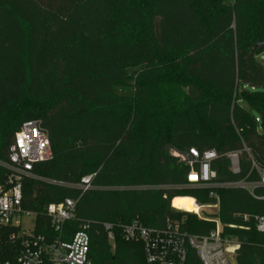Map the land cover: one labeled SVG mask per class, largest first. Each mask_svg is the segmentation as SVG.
Returning <instances> with one entry per match:
<instances>
[{"label":"trees","instance_id":"obj_1","mask_svg":"<svg viewBox=\"0 0 264 264\" xmlns=\"http://www.w3.org/2000/svg\"><path fill=\"white\" fill-rule=\"evenodd\" d=\"M30 120L49 139L51 158L33 166L49 183L26 180L22 208L44 226L46 205L78 199L63 230L89 225L91 264H146L122 236L132 221L161 230L186 216L175 223L188 235L215 230L171 208L177 197L218 198L208 216L234 264H264V188L187 186L173 155L214 151V183L264 180V0H0V160ZM86 176L100 189L54 184ZM184 264H200L193 250Z\"/></svg>","mask_w":264,"mask_h":264},{"label":"built area","instance_id":"obj_2","mask_svg":"<svg viewBox=\"0 0 264 264\" xmlns=\"http://www.w3.org/2000/svg\"><path fill=\"white\" fill-rule=\"evenodd\" d=\"M187 154L191 160L173 153L187 161V186L242 188L250 192L257 186L264 188L263 179L258 184L214 183L211 161L216 157L215 152L209 150L200 154L191 148ZM227 157L231 172L238 173L237 154L231 153ZM50 158L47 133L38 122H24L8 147L6 160H0V169L5 172L0 180V264H91L89 225L81 222L78 230L69 236L63 230L64 224L73 217L78 199L66 198L46 205L44 226L39 224L35 213L22 208L23 183L26 180L47 181L33 173V166ZM92 179L93 176H86L77 184H54L77 190L81 196L89 190L100 189L93 187ZM104 229L112 240L111 226L104 224ZM121 229L124 241L142 245L146 264H184L188 249L195 252L200 264H234L227 246L229 242L221 238L218 225L204 236L188 235L173 221H168L161 230L146 228L137 221ZM256 229L264 232V217L256 218Z\"/></svg>","mask_w":264,"mask_h":264},{"label":"rangeland","instance_id":"obj_3","mask_svg":"<svg viewBox=\"0 0 264 264\" xmlns=\"http://www.w3.org/2000/svg\"><path fill=\"white\" fill-rule=\"evenodd\" d=\"M31 121V120H30ZM32 121H35V122H37V120H32ZM190 198H192V199H194L193 197H190ZM195 200V199H194ZM195 202H196V200H195ZM216 204L215 205H201V204H199V203H197L196 202V206L199 208V210H198V212L197 213H190V212H186V211H181V212H184V213H188V214H192V215H194V216H196L198 219H201V220H208V221H213L214 222V224H215V228H216V226L218 225V228H219V231H220V229H221V226H220V224H219V222H218V219H216V218H210L208 215H211V214H216L217 212H218V198H217V200H216ZM171 206V205H170ZM172 208V207H171ZM180 211V210H179ZM187 219H188V221H189V218H187L186 216H182L181 218H179V219H177V220H174L175 222H177L178 224H180V225H182V224H186V223H188V221H187ZM216 222V223H215ZM31 224H32V221H31ZM181 227V226H180ZM184 228V227H183ZM226 241H228L229 243H232V241L231 240H229L228 238L227 239H225ZM228 243V249L230 250V254H231V256H232V258H233V256H234V252H233V248L235 247L234 245H232V244H229Z\"/></svg>","mask_w":264,"mask_h":264},{"label":"bare ground","instance_id":"obj_4","mask_svg":"<svg viewBox=\"0 0 264 264\" xmlns=\"http://www.w3.org/2000/svg\"><path fill=\"white\" fill-rule=\"evenodd\" d=\"M171 207L176 210L190 213H196L198 211L197 206L193 203V199L188 197L174 198L171 202Z\"/></svg>","mask_w":264,"mask_h":264},{"label":"water","instance_id":"obj_5","mask_svg":"<svg viewBox=\"0 0 264 264\" xmlns=\"http://www.w3.org/2000/svg\"><path fill=\"white\" fill-rule=\"evenodd\" d=\"M262 127V126H261ZM166 150H172V148H171V146H166ZM175 154H179V153H176V152H174ZM180 155H182L185 159H187V160H191V157L187 154V153H182V154H180Z\"/></svg>","mask_w":264,"mask_h":264},{"label":"crops","instance_id":"obj_6","mask_svg":"<svg viewBox=\"0 0 264 264\" xmlns=\"http://www.w3.org/2000/svg\"><path fill=\"white\" fill-rule=\"evenodd\" d=\"M193 201L195 202V200L193 199ZM172 202V201H171ZM171 202H170V205H171ZM195 205H196V202H195ZM174 209V208H173ZM176 210V209H175Z\"/></svg>","mask_w":264,"mask_h":264}]
</instances>
